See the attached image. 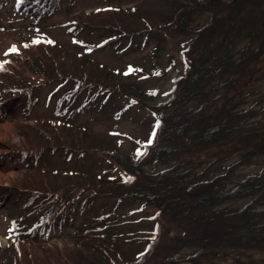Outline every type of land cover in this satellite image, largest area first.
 I'll use <instances>...</instances> for the list:
<instances>
[{
  "label": "trees",
  "instance_id": "1",
  "mask_svg": "<svg viewBox=\"0 0 264 264\" xmlns=\"http://www.w3.org/2000/svg\"><path fill=\"white\" fill-rule=\"evenodd\" d=\"M23 1L30 3L25 13L36 21L58 10V0H20V4ZM261 6L264 0H194L181 5L172 21L157 27L151 24L152 15L139 11L130 14L134 27L125 30L130 37L160 31L186 41L184 52L191 57L187 73L176 82L170 98L159 104L153 103L154 93L128 81L122 70L73 51L63 53L59 61L58 43L40 38L37 48L42 56H32L39 63H27L41 79L61 77L74 84L76 92L95 91L97 97L123 96L129 106L148 107L158 125L153 140L133 157L106 137L85 133L92 147L77 144L74 137L68 140L75 125L62 118L52 129L58 139L54 143L35 140L30 146L34 154L43 152V148L54 153L65 148L66 152L78 149L84 155V149H92L120 167L124 176L95 179L66 175L62 176L63 183L59 178V184L47 181L44 186L30 184L27 188L35 196L48 198L46 207L76 195L83 210L107 198L116 200L119 207L138 204L155 213L150 216L152 223L147 230L136 231L128 229L125 213L111 210L97 218L96 227L74 235L73 245L64 249L34 245L37 240L27 239L34 235L33 229L0 250V264L240 262L244 258L252 260L254 253L264 255V168L247 171L264 157V121L248 108L239 110L243 98L236 96L243 88L251 89L259 79L255 72L264 59V40L261 48L246 57L236 49L251 34L248 31L245 36L241 29L248 23L247 17ZM205 13L210 21L195 26L194 16ZM91 16L80 23L81 29L98 24L100 14ZM252 38H248L249 43H253ZM6 71L0 72V77ZM5 82L0 86L1 100L10 91ZM230 158L233 161L226 163ZM162 217L173 219L181 231L171 243L167 242L168 229L160 222ZM94 230L97 234H92ZM131 243L142 246L132 258L121 247ZM183 248L191 253L174 259L177 253L173 252Z\"/></svg>",
  "mask_w": 264,
  "mask_h": 264
},
{
  "label": "rangeland",
  "instance_id": "2",
  "mask_svg": "<svg viewBox=\"0 0 264 264\" xmlns=\"http://www.w3.org/2000/svg\"><path fill=\"white\" fill-rule=\"evenodd\" d=\"M193 1L58 0V10L54 14L36 21L25 13V7L30 3L0 0V72L7 70L0 77V86L6 81L4 85L10 87L4 99H0V250L33 229L36 230L34 235H28L27 239L32 237L37 240L34 245L64 249L73 245L74 235L93 229L100 215L114 209L127 215L124 219L129 230L142 231L151 226L150 216L155 211L142 209L138 204H121L119 207L116 200L101 198L89 209L83 210L80 209V199L72 195L46 207L48 198L45 200L40 194L35 196L27 188L30 184L44 186L47 181L59 184V178L63 183L62 176L66 175L79 174L95 179L124 176L120 167L92 149H84L87 150L84 155H80L78 149L70 154L65 148L55 153L43 148V152L34 154L31 145H35V140L44 143L48 139V142L54 143L58 139V133L52 132V129L62 118L70 119L75 125L67 136L68 140L74 137L77 144L92 147L85 133L106 137L115 141L123 153L133 157L142 153L153 140L158 125L154 112L144 105L129 106L126 99L118 95L104 98L97 97L95 91L76 92L74 84L61 77L41 79L29 68L27 61L36 65L39 62L32 56H42L35 41L41 38L55 42L59 46L56 48L59 61L63 53L73 51L120 69L128 81L154 93L153 103L159 104L170 98L176 82L187 73L191 57L184 52L186 41L181 36L160 31L151 34L144 31L130 37L125 31H132L134 27L130 14L139 11L146 16L152 15L151 24L157 27L167 20L172 21L181 5L186 6ZM94 14H100L96 19L98 24L91 29H81L80 23ZM247 20L246 26L241 29L244 35L248 31L251 34L241 40L236 49L242 52L243 57L262 47L264 6L249 15ZM209 21L207 13L194 16L195 26ZM249 37H253V43L248 42ZM13 46L17 51H9ZM257 77L259 79L251 89L243 88L236 95L243 98V105L238 109L248 108L256 118L264 121V59L255 72ZM232 161L230 158L226 163ZM263 168L264 157H261L256 166L247 171ZM60 209L65 211L60 212ZM54 213L53 221H49ZM160 222L168 229L167 242L171 243L175 235L181 233L177 223L168 217L160 218ZM97 231L92 234H97ZM123 245L122 250L130 258L134 256V251L142 248L134 243ZM174 253H177L174 259L180 260L191 251L183 248ZM253 259L209 263L176 261V264H264L263 254L254 253Z\"/></svg>",
  "mask_w": 264,
  "mask_h": 264
},
{
  "label": "snow or ice",
  "instance_id": "3",
  "mask_svg": "<svg viewBox=\"0 0 264 264\" xmlns=\"http://www.w3.org/2000/svg\"><path fill=\"white\" fill-rule=\"evenodd\" d=\"M35 42H39V41H35ZM49 43H51V41H49ZM9 51H11V52H15V51H17V49L15 48V46H13V48H11ZM0 67H2V65H0ZM151 142V141H150Z\"/></svg>",
  "mask_w": 264,
  "mask_h": 264
}]
</instances>
